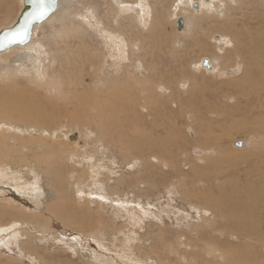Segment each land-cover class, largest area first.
Instances as JSON below:
<instances>
[{
	"label": "rangeland",
	"instance_id": "rangeland-1",
	"mask_svg": "<svg viewBox=\"0 0 264 264\" xmlns=\"http://www.w3.org/2000/svg\"><path fill=\"white\" fill-rule=\"evenodd\" d=\"M175 1L60 0L37 28L32 53L24 50L19 62L16 52L0 59V209L6 210L0 264H264V190L257 192L256 213L245 210L261 229L257 234L202 205L205 196L219 198L225 182L264 186V57L251 59L264 53V0H235L219 14L186 9L182 33L172 18ZM140 2L148 7L145 25ZM21 7L22 0H0V31ZM65 28L74 31L68 38ZM118 39L125 43L123 60H117ZM203 58L216 71L201 68ZM249 69L255 75L246 76ZM37 78L44 80L34 84ZM109 111L110 124L134 125L129 138L133 132L150 137L130 153L118 136L104 138L97 124ZM26 116L44 120L25 123ZM67 132H78L75 145L46 158L41 140L52 147ZM163 139L175 141L168 158L175 167H154L161 154L152 145ZM58 173L64 188L56 186ZM62 192L70 200L59 201ZM47 210L49 218L42 216ZM202 217L211 232L198 226ZM14 221L29 228L7 226Z\"/></svg>",
	"mask_w": 264,
	"mask_h": 264
},
{
	"label": "bare ground",
	"instance_id": "bare-ground-1",
	"mask_svg": "<svg viewBox=\"0 0 264 264\" xmlns=\"http://www.w3.org/2000/svg\"><path fill=\"white\" fill-rule=\"evenodd\" d=\"M206 0H186V2H185V0H177V1H175L176 3H175V5H174V13H173V15H172V18H173V20H174V23L176 24V21H177V19L179 18V17H182L183 19H184V22H185V20H186V18H185V16L183 15V13L186 11V9H188V10H190L189 8H192L193 7V4H195V3H197L198 5H199V7H198V11H202L204 8L205 9H207V11H209V12H213V13H215V14H219L220 12H222V7L221 6H224L225 4H228L229 2H235V0H208V3L207 2H205ZM214 1V2H213ZM213 2V3H212ZM216 3V4H215ZM116 4L118 5V6H121V5H123L124 4V2H121L120 3V1H117L116 2ZM126 4V3H125ZM127 5V4H126ZM125 5V6H126ZM133 5V4H132ZM137 6L140 8V11H138L137 13V15H138V18H139V21H140V23L142 24V25H145V24H147L146 23V19H145V16L147 15L146 14V8H148L147 7V5H142L141 4V2L140 3H137ZM122 8H123V6H121ZM121 7H119L120 9H122ZM128 7V6H127ZM129 7H130V5H129ZM195 9V8H194ZM128 10V9H127ZM130 10H133V11H136V7H132L131 6V9ZM196 10V9H195ZM126 11V10H125ZM133 13V12H132ZM51 18V17H50ZM137 19V18H136ZM186 25L187 24H185L184 23V29L186 28ZM40 25H38V26H36L35 27V31H34V35H35V32H36V30H37V28L39 27ZM186 31V30H185ZM72 32V29H70V28H65V30H64V35L68 38L69 37V34ZM74 32V31H73ZM72 32V33H73ZM184 32V31H183ZM111 33V32H110ZM113 34V33H112ZM34 35H33V37H34ZM108 35V34H107ZM71 36V35H70ZM116 36V35H115ZM120 37V36H119ZM213 37L214 38H217L216 40H219V42H217V44L219 45V43L222 45V43L224 42V39L223 38H220V36L219 35H216V34H213V36L211 37L212 39H213ZM113 38H115V37H113ZM112 40V39H111ZM109 42H111V41H109ZM115 44H116V46L115 47H118V49L121 51V53L122 54H119V56L117 57V60H123L124 59V49H123V47H124V42H122L121 40H116V42H115ZM115 44H113V45H115ZM130 46V45H129ZM131 47V46H130ZM110 48H112V47H110ZM117 49V50H118ZM260 49V48H259ZM258 49V50H259ZM24 50L25 51H31V53H32V51L33 50H35V48H34V46H33V43L31 42V43H29L27 46H25L24 48H22V47H17V48H14V49H12L11 51H9V52H7V53H4L1 57H0V59H2V58H5L9 53H11V52H16L17 54H21V55H23V52H24ZM127 50V49H126ZM260 50H262V52H259L258 51V54L256 53L251 59H253L254 58V60H255V58H257L258 56H260V57H264V53H263V49H260ZM114 51V50H113ZM117 52V51H116ZM130 52V51H129ZM30 53V54H31ZM109 53H112V50H111V52L109 51ZM120 53V52H119ZM247 53V52H246ZM252 53V52H251ZM26 54V53H25ZM88 54V53H87ZM72 55H73V53H72ZM247 56V55H246ZM72 57V56H71ZM250 58V57H249ZM72 59V58H71ZM204 59H208L209 61H210V64H211V67H212V70H208V71H210V72H213V71H216V67H215V65H214V61L212 60V59H210V58H203L202 60H201V62H200V66H201V68H204V66H203V60ZM68 60V59H67ZM70 60V59H69ZM126 60V59H125ZM39 61V60H38ZM37 61V62H38ZM17 62H19V61H17ZM22 62V61H21ZM118 65V64H117ZM123 65V64H122ZM116 66V65H115ZM119 67H120V65H118ZM36 67V66H35ZM225 70V69H224ZM22 71V70H21ZM26 71V70H25ZM40 71L41 70H39L37 73H38V75L40 74ZM225 71H227V72H230L229 70H225ZM249 71H251L250 73H247V75L246 76H253V75H255V71L253 70V69H249ZM24 72V71H23ZM34 72H35V70H34ZM33 72V73H34ZM19 73V72H18ZM35 74V73H34ZM34 76V75H33ZM40 76V75H39ZM42 80H44V79H42ZM42 80L40 79V78H37V79H35L34 80V84H40L41 82H42ZM59 87H60V85H59ZM61 90V87L60 88H58V91H60ZM94 94V93H93ZM97 95V94H96ZM253 96V95H252ZM254 96H256V95H254ZM96 98V97H95ZM95 103H96V101H95ZM263 103H264V99H263ZM97 105V110L98 111H100V110H102L104 107V105L102 104V103H98V104H96ZM107 108H109V110H111L112 108H111V106H107ZM110 117H111V112L109 111L108 112V114H107V116H106V118L105 119H102V118H100L99 119V123L97 124V126H99V128L101 129V131H102V134H103V136H104V138H107L108 136H113V137H119V146H121V148H123V149H125V150H129V153L130 152H132V150L133 149H135L134 147H133V145H135V147L137 148L138 146H140L142 143H141V141L143 140V139H145L146 138V136H148V135H142V133H137V132H133L132 134H133V137L132 138H129L128 136H127V133L129 132L128 131V128H130V127H132V128H134V125L132 124L131 125V123H128L127 121L125 122V123H121V122H119V123H112V124H110L109 122H114V121H112L111 119H110ZM23 119H24V122L25 123H35L36 125L39 123V121H41L42 122V120H44V118L42 119V120H40V119H37V118H34V117H31V116H26V117H23ZM155 119V118H154ZM168 120V119H167ZM55 121V120H54ZM53 121V122H54ZM46 122V121H45ZM52 122V123H53ZM51 124V123H50ZM56 124V123H55ZM260 124L262 125V126H264V122L263 121H261L260 122ZM33 125V124H32ZM52 125V124H51ZM54 125V124H53ZM163 124H157V125H154V126H156L157 128L158 127H160V126H162ZM6 127H7V125H5ZM4 126V127H5ZM10 126V125H9ZM55 126V125H54ZM169 126H171V125H169ZM0 128H2V126L0 125ZM56 128V127H55ZM42 129V128H41ZM176 129V128H175ZM153 130V129H152ZM47 131V130H46ZM173 131H174V128H173ZM176 131V130H175ZM48 132V131H47ZM74 133V132H73ZM73 133H65L64 134V136H63V138H61L60 137V139H57V140H55V142L53 143V145H52V147H50V146H48L46 143H45V141L46 140H41V141H43L42 142V147H43V149L45 148L46 149V152H45V155H46V153H47V155L45 156L46 158H52L53 159V157L52 156H56V158H58L59 156H60V154H62L63 152H60V153H58V151H59V148H64L63 149V151L64 150H66L67 148H72L73 147V145H75V144H73L72 142V140H71V137L73 136L72 134ZM146 134V133H145ZM157 134H158V131H157ZM207 134V133H206ZM48 135H50L51 136V134H49L48 133ZM172 135H174V136H178V134H176V132L174 133V132H172ZM182 135V134H181ZM44 136H46V135H44ZM102 136V137H103ZM155 136V135H154ZM207 136V135H206ZM43 137V136H42ZM41 137V138H42ZM117 137V138H118ZM148 137H150V136H148ZM40 138V139H41ZM43 138H45V137H43ZM113 139V138H112ZM124 139H126L127 140V142H126V144L124 143ZM158 139V138H157ZM213 139V138H212ZM38 140V139H37ZM36 140V141H37ZM115 140H116V138H115ZM150 140V139H149ZM161 140V139H160ZM113 141V140H112ZM117 141V140H116ZM213 141H215V140H213ZM47 142V141H46ZM115 142V141H114ZM150 142V141H149ZM155 142V141H154ZM158 142H159V140H158ZM174 142L175 141H169V140H166V139H163V145H161V144H154V145H152L153 146V149L156 151V152H158V153H160L161 154V157H159L158 158V160H160L159 161V163H157V165H154V167L155 168H159V167H162L163 166V163L165 162L166 164H168V165H172L173 164V162L172 161H170V160H168V158H169V156H171V152H172V149L173 148H175L174 147ZM36 143V142H35ZM34 143V144H35ZM160 143V142H159ZM133 144V145H132ZM114 145V144H113ZM150 145V146H151ZM177 145V144H176ZM213 145V144H212ZM116 146V145H115ZM118 147V146H117ZM144 148V147H143ZM15 149V148H14ZM144 149H146V148H144ZM152 149V150H153ZM18 150V149H17ZM20 150V149H19ZM72 150H74V149H72ZM119 150V149H118ZM141 150V149H140ZM176 150V149H175ZM0 151H1V149H0ZM32 151V150H31ZM34 151V150H33ZM122 151V150H121ZM137 151V150H136ZM139 151V150H138ZM137 151V152H138ZM216 151V150H215ZM218 151V150H217ZM128 152V151H127ZM141 152V151H140ZM150 152V151H149ZM179 152V151H178ZM32 153V152H31ZM34 153V152H33ZM58 153V154H57ZM142 153H144L143 151H142ZM157 153V154H158ZM39 154V153H38ZM140 154V153H139ZM35 155H36V153H35ZM34 155V156H35ZM173 155V154H172ZM183 155V154H182ZM73 156V155H72ZM147 156V155H146ZM33 157V156H32ZM71 157V156H70ZM141 157V156H140ZM150 157V160H151V157L152 156H149ZM34 158V157H33ZM38 158V157H37ZM37 158H34V159H37ZM144 158V157H143ZM43 159V158H42ZM41 159V160H42ZM148 159V158H147ZM207 159H209V158H207ZM219 159V158H218ZM39 160V159H38ZM178 160V159H177ZM227 160V159H226ZM25 161V160H24ZM45 161V160H44ZM61 161H63V160H61ZM53 162V161H52ZM55 162L56 161H54V164H55ZM103 162V161H102ZM210 162V161H209ZM15 163V162H14ZM38 163V162H37ZM229 163V162H228ZM39 164V163H38ZM77 164V163H76ZM176 164V163H175ZM174 164V165H175ZM0 165H2L1 163H0ZM123 165H127V164H123ZM217 165V164H216ZM104 166V165H103ZM153 166V165H152ZM211 166H212V164H211ZM14 167V166H13ZM88 167V166H87ZM90 167H91V165H90ZM108 167V166H107ZM172 167H175V166H173L172 165ZM213 167V166H212ZM153 168V167H152ZM59 169H60V167H59ZM62 169V168H61ZM65 169V168H64ZM175 169V168H174ZM213 169V168H212ZM85 170V169H84ZM62 171V170H61ZM74 171V170H73ZM85 171H88V170H85ZM94 171V170H93ZM200 171V170H199ZM214 171H215V169H214ZM216 171H218V170H216ZM99 172H100V170H99ZM110 172V171H109ZM68 173V172H67ZM85 173V172H84ZM94 173H95V171H94ZM179 173V172H178ZM178 173L176 172L175 173V175H178ZM196 173V172H195ZM213 173V172H212ZM221 173V172H220ZM59 174V173H58ZM210 174V173H209ZM157 175V177H158V174H156ZM159 175H161V176H163L164 178H167L166 176H165V174H164V172L160 169L159 170ZM223 175V174H222ZM66 176L67 175H65V179H66ZM74 176V175H73ZM204 176V175H203ZM207 177H208V174L206 175ZM169 177H170V175H169ZM173 177V176H172ZM175 177V176H174ZM64 178V175L63 174H59V175H56V179H57V183L58 184H56V186L57 187H62V188H64L66 185H67V182L63 179ZM201 178V177H200ZM210 178H213V180H215V181H218L221 177H219V176H213V177H210ZM29 179V178H28ZM69 179V178H68ZM183 181H185L184 180V177H183ZM200 181V180H199ZM223 181V180H222ZM221 181V182H222ZM76 182V181H75ZM214 182V181H213ZM220 182V183H221ZM224 182V181H223ZM216 183V182H215ZM213 184V183H212ZM76 185V184H75ZM207 185V184H206ZM217 185V184H216ZM72 186V185H71ZM220 187V192H221V194H220V196H219V198H214V197H208V196H205L204 197V204H202V205H205L206 207H208V209L209 208H212V209H218L219 210V214H221V216H219L220 218L221 217H223L224 219H226L225 217H228V218H231L232 220H234L236 223H241V224H245V225H247L246 226V230H249L250 231V233L252 232V233H258V231L259 230H261L260 228H258L259 230H257L256 228V225H257V223H256V220L254 219V217H250L249 216V214L247 213V212H245V210H246V208L247 207H250L251 208V214H252V216H253V211H254V208H255V205H256V203H258L257 202V200L258 199H260L261 197H262V195L260 196V198L257 196V192L258 191H260V190H264V186H261V187H256V186H251V185H245V186H243V187H240V188H237L236 187V185H235V183L234 182H230V183H224L223 185H219ZM231 186V188L229 189V187ZM5 187V186H4ZM170 187V186H169ZM168 187V188H169ZM217 187V186H216ZM216 187H215V189H216ZM2 188V187H1ZM180 188V187H179ZM183 188V187H182ZM209 188L210 187H208V191H209ZM218 188V187H217ZM226 188H228V189H226ZM8 189V188H7ZM184 189H186V188H184ZM203 189V188H202ZM206 190H207V188H205ZM233 189V190H232ZM3 190L5 191V188H3ZM187 190H188V188H187ZM190 190V189H189ZM188 190V191H189ZM218 190V189H217ZM228 190H231V191H233V194L229 191L228 192ZM193 191V190H192ZM198 191V190H197ZM6 192V191H5ZM194 192V191H193ZM207 192V191H206ZM215 192V191H214ZM21 193V192H20ZM63 193V192H62ZM88 193V192H87ZM196 193V192H195ZM216 193V192H215ZM84 194V193H83ZM193 194V193H192ZM198 194V193H197ZM197 194H196V196H197ZM201 193L199 192V195H200ZM203 194V193H202ZM213 194V193H212ZM217 194V193H216ZM95 195V194H94ZM97 195H99V194H97ZM209 195H211L210 193H209ZM259 195V194H258ZM21 196V195H20ZM66 196V197H65ZM96 196V195H95ZM94 196V197H95ZM204 196V195H203ZM72 197V196H71ZM195 197V196H194ZM62 198L64 199V201L65 200H67V199H69L70 197L68 196V198H67V195L65 194V193H63V194H61L60 193V195H59V201H62ZM90 198V197H89ZM92 199H93V197H91ZM31 199V198H30ZM109 199V198H108ZM197 199V198H196ZM262 199H264V198H262ZM70 200V199H69ZM101 200V199H100ZM68 201V200H67ZM71 201H72V199H71ZM91 201V200H90ZM93 201V200H92ZM264 201V200H263ZM94 202V201H93ZM105 202V201H104ZM202 202V201H201ZM74 203H76V202H74ZM95 203V202H94ZM78 204V203H77ZM264 204V203H263ZM2 205V204H1ZM52 207V206H51ZM73 209L74 208H76L77 206L74 204L73 206ZM206 207H199V209L200 210H202V211H207L206 213H208V212H211V210H208ZM6 208V207H5ZM48 208V207H47ZM232 208H234V209H236V210H241V209H244V212L243 211H238V212H236V211H234V210H232ZM51 209V208H50ZM126 209V208H125ZM48 210H49V208H48ZM47 210V212H45L44 213V215H42V216H46L47 218H49V216H47V215H51V213L49 212ZM127 210V209H126ZM71 211V210H70ZM214 211V210H213ZM260 211V210H259ZM135 212V211H134ZM255 212V211H254ZM6 213V210H3V208L2 209H0V214L1 215H6L5 214ZM43 213V212H42ZM50 213V214H49ZM246 213H247V216H246ZM256 213V212H255ZM39 214V213H38ZM55 214V213H54ZM132 214V213H131ZM258 214V213H257ZM9 215H11V214H9ZM21 215V214H20ZM29 215V214H28ZM27 215V216H28ZM37 215V214H36ZM36 215H35V217H36ZM60 215H64V214H60ZM30 217H31V215H29ZM40 216V215H39ZM65 216H66V214H65ZM64 216V217H65ZM87 216V215H86ZM29 217V218H30ZM52 217V216H51ZM70 216H68V218H69ZM71 217H72V215H71ZM70 217V218H71ZM88 217V216H87ZM86 217V218H87ZM248 217V218H247ZM257 217V216H256ZM6 218V217H5ZM28 218V217H27ZM26 218V219H27ZM38 218V217H37ZM40 218V217H39ZM90 218L91 217H88V219L90 220ZM223 218H222V220H223ZM259 218V217H258ZM17 219V218H16ZM20 219H22V218H20ZM31 219V218H30ZM43 219V218H42ZM219 219V218H218ZM263 219V218H262ZM23 220V219H22ZM51 220V219H50ZM63 220H65V219H63ZM73 220V219H72ZM86 220V219H85ZM216 220V219H215ZM29 221V220H28ZM42 221V220H41ZM70 221H71V219H70ZM69 221V222H70ZM80 221V220H79ZM229 221V220H228ZM85 222H87V221H85ZM84 222V223H85ZM205 222H207V220H205V218L204 217H202V220H201V223L198 225L200 228H204V226H201V225H203ZM233 222V221H232ZM263 222V221H262ZM20 223V224H19ZM27 223V222H26ZM38 223V222H37ZM36 223V224H37ZM211 223V222H210ZM214 223H216V222H214ZM11 224H14L13 225V229L14 230H17V226L18 225H21L24 229H27V228H29V224H25V223H21V222H17V221H14L13 223H8L7 224V226L8 225H11ZM88 224H89V222H88ZM91 224H92V222H91ZM206 224V223H205ZM208 224V223H207ZM206 224V225H207ZM233 224V223H232ZM264 224V223H263ZM87 225V224H86ZM95 225V224H94ZM47 226V225H46ZM45 225H44V227H46ZM89 226V225H88ZM213 226V225H212ZM42 227V226H41ZM90 228H91V225L89 226ZM198 227V228H199ZM207 227V230H211V229H209V227H208V225L206 226ZM205 227V228H206ZM229 227V226H228ZM262 228H263V225L261 226ZM48 228V227H47ZM212 228V227H211ZM230 228H232V227H230ZM249 228V229H248ZM42 229V228H41ZM93 229H94V227H93ZM45 230V229H44ZM96 230V229H95ZM94 230V231H95ZM99 230V229H98ZM214 230V229H213ZM216 230V229H215ZM214 230V231H215ZM46 231V230H45ZM196 231H197V229H196ZM232 231V230H231ZM97 232V231H96ZM99 232V231H98ZM211 232V231H210ZM213 232V231H212ZM215 232H217V230L215 231ZM219 232V231H218ZM260 232V231H259ZM4 233V232H3ZM42 233V232H41ZM261 233V232H260ZM264 233V232H263ZM94 234V233H93ZM256 234H255V237H256ZM252 235V234H251ZM260 235V234H259ZM263 235V234H262ZM132 236V235H131ZM130 236V237H131ZM244 236V235H243ZM243 236H242V238H243ZM247 236V235H246ZM89 237V236H88ZM248 237V236H247ZM133 238V237H132ZM239 238V237H238ZM260 238V237H259ZM245 239H247V238H245ZM253 239V238H252ZM254 239H257V238H254ZM253 239V240H254ZM249 242H252L251 240H248ZM257 242V241H256ZM34 243V242H33ZM244 243H245V241H244ZM258 243V242H257ZM261 243V242H260ZM29 244V243H28ZM253 244V243H252ZM262 244H263V241H262ZM32 245V244H31ZM124 245V244H123ZM132 245V244H131ZM26 246V245H25ZM28 246V245H27ZM261 246V245H260ZM32 247V246H31ZM212 247V246H211ZM128 249V248H127ZM26 250V249H25ZM246 250V249H245ZM249 250V249H248ZM115 251V250H114ZM129 253V252H128ZM151 253V252H150ZM123 254V253H122ZM36 255V257H37V254H35ZM125 255V254H124ZM121 256V255H120ZM126 256V255H125ZM134 256V255H133ZM247 256V255H246ZM129 257H131V255L129 256ZM249 257V256H248ZM121 258H123V257H121ZM139 260V259H138ZM241 260H243V259H241ZM248 260V259H247ZM128 261H129V259H128ZM115 262V261H114ZM239 262V261H238ZM246 262V261H245ZM63 263V262H62ZM113 264V263H112ZM145 264V263H144ZM239 264V263H238Z\"/></svg>",
	"mask_w": 264,
	"mask_h": 264
},
{
	"label": "water",
	"instance_id": "water-1",
	"mask_svg": "<svg viewBox=\"0 0 264 264\" xmlns=\"http://www.w3.org/2000/svg\"><path fill=\"white\" fill-rule=\"evenodd\" d=\"M205 2L208 3V0ZM197 3L193 4V8L198 9ZM60 8V0H22V7L19 16L16 21L8 28L0 31V57L14 48H24L33 40L35 27L46 22L53 14H55ZM45 11L46 15L42 18H38L39 14ZM184 19L179 17L176 21V28L178 32L184 31ZM21 31H26V38L23 40L13 39L14 34ZM21 54L15 59L21 60ZM203 66L207 70H212L210 61L208 59L203 60ZM78 132H75L71 140L74 142L78 139ZM237 147H242L243 143L239 142L235 144Z\"/></svg>",
	"mask_w": 264,
	"mask_h": 264
},
{
	"label": "snow or ice",
	"instance_id": "snow-or-ice-1",
	"mask_svg": "<svg viewBox=\"0 0 264 264\" xmlns=\"http://www.w3.org/2000/svg\"><path fill=\"white\" fill-rule=\"evenodd\" d=\"M44 15H46V12L45 11H42L39 14V17L38 18H42ZM26 35H27L26 31H21L19 33L14 34L13 39H17L18 38L20 40H23V39L26 38Z\"/></svg>",
	"mask_w": 264,
	"mask_h": 264
}]
</instances>
